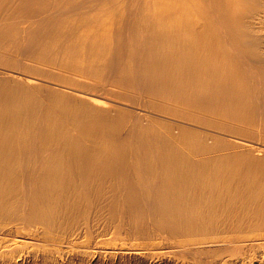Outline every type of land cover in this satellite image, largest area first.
Returning a JSON list of instances; mask_svg holds the SVG:
<instances>
[{
  "label": "bare ground",
  "instance_id": "1",
  "mask_svg": "<svg viewBox=\"0 0 264 264\" xmlns=\"http://www.w3.org/2000/svg\"><path fill=\"white\" fill-rule=\"evenodd\" d=\"M0 264H264V0H0Z\"/></svg>",
  "mask_w": 264,
  "mask_h": 264
}]
</instances>
